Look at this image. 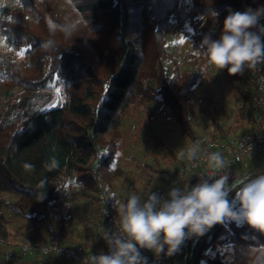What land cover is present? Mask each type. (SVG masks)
<instances>
[{
	"label": "trees",
	"instance_id": "trees-1",
	"mask_svg": "<svg viewBox=\"0 0 264 264\" xmlns=\"http://www.w3.org/2000/svg\"><path fill=\"white\" fill-rule=\"evenodd\" d=\"M246 1L251 8L264 5V0ZM242 2L0 0V238L18 244L39 241L45 238L48 226L55 225L60 228L62 244L72 245V239L66 237L68 202L72 200L69 184L95 189L91 172L99 153L108 188L122 174L111 168V162L132 106L149 107L163 101L182 132L197 141L191 125V92L204 71L195 52H187L180 61L168 49L167 37L174 25L189 21L200 42L209 33L216 39L228 14L226 9L243 11ZM210 8L220 13L215 23L203 18ZM82 25L94 34L89 48L70 44ZM58 82L64 102L48 109L41 102L42 91ZM224 98L221 92L220 97L208 100L214 106L212 141H225L235 133L228 126L234 112ZM243 100L254 107L253 91L248 90ZM238 110L242 120L251 121L243 107ZM257 113L255 129L261 131L263 116ZM205 143L201 142L202 148ZM256 173L245 165L223 173L228 177L229 199ZM4 193L17 200H6L1 196ZM110 198L114 205L111 194ZM95 203L98 205L97 197ZM6 211L21 213L24 241H14L17 238L8 228ZM83 227L85 236L90 231L98 236L91 220ZM212 227L196 264H264V233L242 221L224 220ZM206 233L182 245L178 254L184 264H192ZM82 246L87 251V242ZM25 261L66 264L54 256Z\"/></svg>",
	"mask_w": 264,
	"mask_h": 264
},
{
	"label": "rangeland",
	"instance_id": "rangeland-1",
	"mask_svg": "<svg viewBox=\"0 0 264 264\" xmlns=\"http://www.w3.org/2000/svg\"><path fill=\"white\" fill-rule=\"evenodd\" d=\"M242 4L244 6L245 1ZM197 33L198 31L189 21H186L183 24L174 25L167 38L169 40L168 49L180 61H183L187 52H195L204 71V77L198 81L191 92V101L194 105L191 125L199 141H194L182 132V129L161 100L156 102L155 105L150 104L149 107L132 106L129 108L121 126L117 153L115 159L111 162V168L121 170L122 174L115 177L109 188L103 180L99 165L101 180L109 189V194L115 199V209L116 201L126 202L128 196L132 194H136L144 200L150 192H155L158 188L169 183L175 177L174 174L181 170L183 165L181 162L185 163L187 161L186 158H181V152L186 153L190 147L197 145L198 151L202 150L201 142L211 139V133L215 130L214 106L209 103V98H218L221 92L225 93V103L228 109L234 112L232 120L228 122V126L235 129L233 136L251 133L256 130V121L259 118L257 109L255 110V107L251 106L250 103L244 104L243 100L248 90L253 91L254 89L255 68L246 69L242 75L233 77H230L225 69L219 71L215 67L205 68L207 61L199 55L200 40ZM93 38L94 34L89 32L85 25H82L74 33L70 44L73 47L85 45L89 48V43ZM41 102L48 109L63 104L64 94L60 82L50 83L43 89ZM239 107L244 108L245 114H248L251 121L241 119ZM148 108L150 109L148 110ZM106 140H109V136ZM179 161L181 162L179 163ZM172 166L174 168H171ZM250 169L256 172L260 171L255 168ZM91 179L95 186L92 172ZM147 181L149 186L146 188ZM69 192L72 200L68 202L69 227L66 237L72 239V246H82L84 242H87V251L96 252L104 245L101 237L105 232L99 203L98 205L95 203L97 190L96 188L84 190L81 185L71 182ZM1 196L10 202L17 200V197L11 194L4 193ZM6 216L9 220L8 228L17 238L14 241H24L26 235L21 227L25 224V220L21 213L6 211ZM86 220H91L92 229L98 235L97 237L92 236L91 231L88 236L84 235L83 225ZM58 230L60 233L59 226ZM229 251L231 250L229 249ZM178 253L174 254L175 260L179 261L178 264H184ZM145 256L148 257L150 264L161 263L159 261L162 259L156 260L151 252H147Z\"/></svg>",
	"mask_w": 264,
	"mask_h": 264
},
{
	"label": "clouds",
	"instance_id": "clouds-1",
	"mask_svg": "<svg viewBox=\"0 0 264 264\" xmlns=\"http://www.w3.org/2000/svg\"><path fill=\"white\" fill-rule=\"evenodd\" d=\"M226 11L219 37L205 34L199 55L207 61L205 68L242 75L246 69L264 64V5ZM219 15L210 8L203 18L215 23ZM180 156L195 161L199 158L198 145ZM205 159L210 171L197 177L195 184L173 186L167 198L150 192L144 200L132 194L126 202L116 201L118 227L106 230L102 237L107 252L91 254L85 264H149L144 251L151 252L156 260L173 256L187 239L203 236L224 220L242 221L264 233V174L247 178L230 200L228 177L217 178L226 161L219 152H209Z\"/></svg>",
	"mask_w": 264,
	"mask_h": 264
},
{
	"label": "built area",
	"instance_id": "built-area-1",
	"mask_svg": "<svg viewBox=\"0 0 264 264\" xmlns=\"http://www.w3.org/2000/svg\"><path fill=\"white\" fill-rule=\"evenodd\" d=\"M244 9L248 8L246 0ZM255 86L253 89V104L255 109L263 116V128L251 133L229 137L225 141L208 140L202 150L198 151V159L187 161L181 170L164 187L158 188L155 192L167 198L168 191L173 186L183 188L186 184H195L197 177L204 176L210 170L207 166L205 156L209 152H219L226 166L217 173V178L223 173L238 165H245L260 170L264 166V64L258 65L254 72ZM101 154L92 165V176L97 190L100 213L106 230H115L118 227V214L112 204L109 191L101 180L99 173V161ZM107 211V214H106ZM45 238L39 241H26L21 244L13 243L0 238V260L13 263L25 261L32 257L49 258L57 257L66 264H85L90 256L83 246L63 245L62 237L55 225L48 226ZM187 239L184 243H186ZM107 252V246L105 249ZM149 251H144V255ZM164 258H169L164 256ZM164 259V263H165ZM163 263V264H164Z\"/></svg>",
	"mask_w": 264,
	"mask_h": 264
},
{
	"label": "water",
	"instance_id": "water-1",
	"mask_svg": "<svg viewBox=\"0 0 264 264\" xmlns=\"http://www.w3.org/2000/svg\"><path fill=\"white\" fill-rule=\"evenodd\" d=\"M259 174H264V170H261V171L257 172L256 174H254V175L251 176V177H254V176L259 175ZM241 186H242V184H241L240 186H238V187H237V188L231 193V195H230V200H231V198H232L234 192H235L236 190H238L239 187H241ZM212 229H213V227L210 228V230L207 232V234L204 236L203 240L201 241L200 246H199L198 250L196 251V254H195L194 258H193V262H192V264H196V261H197L198 255H199V253H200V251H201V249H202V247H203V245H204V242H205L206 239L209 237L210 232L212 231ZM0 264H14V263H7V262H4V261L0 260ZM16 264H32V263H29V262H27V261H21L20 263H16Z\"/></svg>",
	"mask_w": 264,
	"mask_h": 264
},
{
	"label": "crops",
	"instance_id": "crops-1",
	"mask_svg": "<svg viewBox=\"0 0 264 264\" xmlns=\"http://www.w3.org/2000/svg\"><path fill=\"white\" fill-rule=\"evenodd\" d=\"M104 228H105V226H104ZM105 231H106V229H105ZM70 238V237H69ZM102 239V238H101ZM68 244V243H67ZM105 249H106V247H105V245H102V247L100 248V250H97L96 252H92V250H91V252H88L89 253V255H91V254H98L101 250H104L105 251ZM31 259H34V260H37V259H40L39 257H32ZM161 261H159V262H161L160 264H163L164 262V256H162L161 257ZM165 263L166 264H178L179 263V261H176L175 260V258H174V255L173 256H170L169 258H166L165 259ZM150 264V263H149Z\"/></svg>",
	"mask_w": 264,
	"mask_h": 264
},
{
	"label": "snow or ice",
	"instance_id": "snow-or-ice-1",
	"mask_svg": "<svg viewBox=\"0 0 264 264\" xmlns=\"http://www.w3.org/2000/svg\"><path fill=\"white\" fill-rule=\"evenodd\" d=\"M182 42V41H181Z\"/></svg>",
	"mask_w": 264,
	"mask_h": 264
}]
</instances>
